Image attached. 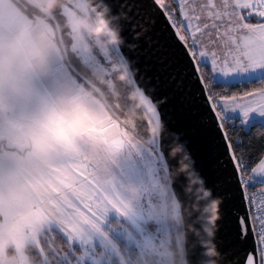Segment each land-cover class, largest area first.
Listing matches in <instances>:
<instances>
[{
    "label": "snow or ice",
    "instance_id": "1",
    "mask_svg": "<svg viewBox=\"0 0 264 264\" xmlns=\"http://www.w3.org/2000/svg\"><path fill=\"white\" fill-rule=\"evenodd\" d=\"M77 3L83 9L82 0H74L52 14L48 23L38 21V29L54 37L61 20L75 10ZM106 3L112 9L110 0ZM150 3L181 43L205 102L222 130L233 179L245 200V213L236 218L237 237L241 241L251 238L242 264H264V201L246 194L249 182L264 185V176L253 180L248 175L257 168H250L243 155L237 154L225 115L238 111L244 117L242 123H247L250 116L254 119L252 114L264 117V0H203L177 6L174 0ZM186 7L190 11H185ZM66 36L70 39L63 52L57 48L56 55L44 62L48 78L40 79L33 67L40 50L31 34L0 32V143L6 140L10 149L26 153L22 160L0 162V194L7 195L10 190L14 195L8 206L0 209L4 213L0 215V249H6L21 264H86L89 253L85 248L92 244L94 235L111 243L104 226L115 213L122 219L134 216L133 223L135 219L145 221L136 252L137 264H148L152 259L148 249L156 252L171 246L177 230L164 218L170 211H177L175 207L169 209V201L175 204L184 196L176 183L170 185L163 179L174 166L167 159L164 137L149 140L133 130L153 124L158 129L164 114L157 103L166 97L154 95L150 90L153 86L130 76L146 117L142 125L124 119L128 110L136 107L128 104L126 91L106 103L91 101L85 93L88 81L79 75L81 65L111 77L108 69L113 62L124 67L130 60L119 46L108 49L103 57L99 52L85 54L83 44L75 42L74 31L61 32L60 40L63 42ZM202 47L211 51L210 61ZM63 56L69 60L65 62ZM257 81L260 83L254 89L216 92L222 86L256 85ZM54 82L70 86L71 91L52 88ZM98 91L105 94L103 89ZM29 92L39 99L25 108L20 95ZM57 95L64 97L63 103L56 102ZM64 125L71 129V135L61 139L56 131ZM170 134L191 156L190 141L181 140L182 134ZM191 161L195 165L192 156ZM141 170L138 186L130 187L129 175H139ZM194 170L205 183L195 166ZM258 171L264 174V160L258 162ZM179 183H184L183 177ZM208 189L214 198L221 199ZM133 200L140 205L139 213L133 210ZM220 214L222 218L227 216L224 202ZM201 256L196 248L190 254L191 264H202Z\"/></svg>",
    "mask_w": 264,
    "mask_h": 264
},
{
    "label": "water",
    "instance_id": "2",
    "mask_svg": "<svg viewBox=\"0 0 264 264\" xmlns=\"http://www.w3.org/2000/svg\"><path fill=\"white\" fill-rule=\"evenodd\" d=\"M114 14H123L120 21L123 26V37L126 45L123 51L137 70V75L143 83L153 86L150 90L156 96L166 97L161 105L165 130V152L170 146H182L181 140H188L192 158L189 156L191 179L185 175L179 176L175 182L169 176L170 170L179 167V157L168 159L174 166L168 170V183L174 184L183 191V200H177L172 206L177 209L173 213L179 221L183 236V264H191L190 254L199 248L202 252V264H209V258L204 255L202 243L208 238L202 233L199 236L187 232L188 226L202 229L203 216L201 212H193V207L203 208L205 201L200 200V188H211L225 203L227 216L218 222L215 234V245L219 253V264H242L245 250L251 247V238L241 241L237 237L236 218L245 213V200L241 189L233 179L232 165L228 159V149L222 137V130L217 127V120L201 93L191 71V64L184 49L172 30L167 26L162 16L157 14L150 0H110ZM4 142H7L6 140ZM0 143V150L1 145ZM8 147V143H6ZM198 169L203 179L195 172ZM183 177L184 183H179ZM202 181L194 184L192 181ZM213 241V243H214Z\"/></svg>",
    "mask_w": 264,
    "mask_h": 264
},
{
    "label": "clouds",
    "instance_id": "3",
    "mask_svg": "<svg viewBox=\"0 0 264 264\" xmlns=\"http://www.w3.org/2000/svg\"><path fill=\"white\" fill-rule=\"evenodd\" d=\"M83 9L80 4L77 3L75 10L64 17L63 27L60 32L67 31L68 33H75V42L83 44V51L85 54L93 52H101V55H106L107 50L113 47L119 46L123 48L126 45V41L122 35L123 26L120 23L124 19L123 14H113L111 7L106 3V0H82ZM46 9L43 15L51 16L52 14L62 11L65 6L74 3V0H45ZM87 13V16L85 15ZM71 17V18H70ZM73 19L76 22H73ZM33 40L36 42L39 52L34 56L33 67L35 74L40 79H47L48 73L44 70V62L50 55H56V42L52 41L50 34L45 33H33ZM97 40L101 41V44L95 43ZM57 41H60V33L57 34ZM66 43L60 41L59 49L65 48ZM103 47L104 51H100ZM65 59H69L68 56H63ZM83 69L82 75L89 79L97 86L104 85V80L96 76L95 73L88 70L85 66L81 65ZM110 72L112 73L113 83L127 92L128 101L131 102L136 108L143 112V105L140 101L138 94L132 89L129 82L130 76L134 78L137 75V70L132 67L130 61L126 66L121 67L113 62ZM165 101L160 100L157 103L159 108ZM149 115H151L149 113ZM164 126L161 123L159 128L152 126L147 128V139L164 137ZM56 135L61 139L65 136L71 135V129L64 125L62 129H57ZM179 159V167L175 170L169 171V176L173 182L181 176L185 175L191 179V165L188 163L189 156L184 153L182 146H170L168 151V159ZM194 184H201L202 181L193 180ZM200 200L205 201L203 208L199 206L200 201L197 202V206L193 207V212H201L203 216L202 229H196L195 226H188L186 231L191 232L194 235L199 236L201 231L208 238L207 243H202L201 247L204 248V255L209 258V264H219V253L216 250V245L213 243L215 240V234L217 231L218 222L221 220L220 206L222 199L214 198L210 189L205 190L200 188Z\"/></svg>",
    "mask_w": 264,
    "mask_h": 264
},
{
    "label": "trees",
    "instance_id": "4",
    "mask_svg": "<svg viewBox=\"0 0 264 264\" xmlns=\"http://www.w3.org/2000/svg\"><path fill=\"white\" fill-rule=\"evenodd\" d=\"M14 1L32 19L40 17V18H45L47 20H50L51 18V16L43 15L44 9L34 4V2L31 0H14ZM177 5H178L177 2L174 0V6H177ZM60 23H61L60 28L56 30L57 34L58 32L61 33L60 30L63 27L64 18L61 20ZM63 32H67V31H63ZM68 39L70 38L66 36L63 42L67 44ZM99 54L101 57H103V55H101V52H99ZM65 60L67 62L69 59H65ZM110 68L108 69L109 72H110ZM82 72H83V69L81 68V72L79 73V75L84 77L82 75ZM95 74L97 77L104 80V85L97 86L95 83L87 79L88 84L85 88L89 90L90 93L94 97L98 98L101 102L106 103L109 99H113V98L118 99L120 95L123 94V92L125 91L123 88L113 83L112 73H111V77L107 75L97 74V73ZM259 83L260 82L257 81L256 85L247 84V83L239 84L231 88L222 86V87L217 88L216 92H217V95H219L222 92L223 93H235V92L242 91L245 87L254 89L255 87L259 85ZM98 89H103L105 94L101 95ZM113 92L116 93L115 97L111 96ZM128 104L133 105L129 101H128ZM128 113L129 114L126 117H124V119L126 121H134L137 125H142L146 119L145 114L143 112H140L136 107L134 109H129ZM226 123H227L228 132L230 135H232L231 143L236 147L237 154L243 155L245 161L248 163L250 168L256 167L258 165V162L264 158V125L256 123V124H253L249 129H245L240 124V121L238 119H233V120L227 119ZM133 131L135 135H139L140 137L147 139V127H137ZM163 179L168 183L167 174H165ZM170 203H171L170 205V210H171V208H173L172 201H170ZM124 222H125V219L113 218L109 220L108 226L110 225L113 227L115 226L118 227L120 223H124ZM171 222H173L174 225H176L177 232L180 235V240H181V245H182L180 250L182 253L180 254L178 252V246L176 244L177 254L173 255V258H167V259L164 258V263H162L159 260V258L156 256V254L154 255L152 254L151 255L152 259L148 261V264H183L184 251H183L182 228H181L180 222L175 220L173 213H172ZM108 230H110L109 227H108ZM113 238H116V237L113 236ZM115 241L117 245L120 247L121 251H123L124 255L129 256L131 254L132 256H134V258L130 260H128L129 258H127V261H125V263L115 258L114 260L115 264H137L136 262L133 261V260L137 261V259H135L137 258L135 256L137 255L136 246L132 245L127 248L126 242L120 240L119 238H116ZM79 250H80V246L77 245V251Z\"/></svg>",
    "mask_w": 264,
    "mask_h": 264
},
{
    "label": "crops",
    "instance_id": "5",
    "mask_svg": "<svg viewBox=\"0 0 264 264\" xmlns=\"http://www.w3.org/2000/svg\"><path fill=\"white\" fill-rule=\"evenodd\" d=\"M31 1L34 2V0H31ZM175 1L177 2V4L183 2L186 5H194L196 3H202L203 2V0H175ZM185 11H190V9L186 7ZM252 19L256 20L258 18L253 17ZM38 21H42L44 23L49 22V20H47L45 18H40V17L32 19L28 14H26L16 4V2L14 0H0V32H2L4 34L15 33V32L30 33L31 37L33 39V33H41L42 32L37 27ZM42 33L50 34L52 41L56 42V46H57V48H59L60 43H59V41H57L56 31H55L54 37H53L51 32H42ZM210 47L211 46H209V48ZM209 48H203L202 47L201 50L208 52L206 59H208L210 61L211 51L209 50ZM63 59L66 62L65 58H63ZM60 85L61 84L59 82H54L52 84V88L60 91V89H59ZM13 95H19V94L14 92ZM88 98L93 102H101L98 98L94 97L91 93L88 95ZM38 99H39L38 95L36 93H32V92L24 93V94L20 95V100L22 102V105L25 108L31 107L33 104H35L38 101ZM55 99H56L57 103H63L64 102V97L62 95H57L55 97ZM225 115H226V117H228V120L238 119L240 121V124L245 129H249L253 124H256V123L264 125V117H260L258 114H252L255 116V118L252 119L250 116L247 123H242V121L244 120V117L238 111L235 113L228 112V113H225ZM6 143L7 142H3V144L1 145L0 160H1V158H3V162L6 163L9 160H22L25 158V156H26L25 152H17L14 149H10L9 147H7ZM262 160H264V158ZM255 168H257V171H252V174L256 180H259L262 176H264V174H261L258 171V165ZM4 176H5V181H7L6 169H4ZM142 176H143L142 170H141L139 175H129V179H128L129 186L130 187H137L139 184V180L142 178ZM126 195H130V194H126ZM12 196L14 197L12 191H10V190L7 192V195L0 194V209L6 208L8 206V204L11 202V200H9V199H11ZM133 210H134V212H137V213L140 211V205L136 200H133ZM3 214H4L3 211H0V215H3ZM113 218L122 219V218L118 217L117 214L112 213L108 218V222H109V220H111ZM98 237H99L98 234L94 235L92 238V242L97 241Z\"/></svg>",
    "mask_w": 264,
    "mask_h": 264
},
{
    "label": "rangeland",
    "instance_id": "6",
    "mask_svg": "<svg viewBox=\"0 0 264 264\" xmlns=\"http://www.w3.org/2000/svg\"><path fill=\"white\" fill-rule=\"evenodd\" d=\"M0 162H3V158H1ZM13 199L14 197L12 196V198L9 200L12 201ZM170 205L171 203L169 201V209ZM134 218V216H130L128 219H125L124 223H120L118 227H113L110 225L108 226L107 223L104 226V230L108 233V240L111 241V243L99 236L97 241H93L91 245L87 246L85 250L89 253V257L86 258V264H115V258L125 263L127 258H129L128 260L133 259L134 256L131 254L129 256L124 255L123 251H121L120 247L117 245L115 239L119 238L120 240L126 242L127 248L132 245L137 246V239L144 229L145 221L141 219H135V223H133ZM164 219H166L167 223L173 225L177 230L176 225L171 222V211L170 214ZM108 227L110 230H108ZM113 236L116 238H113ZM176 244L178 246V252L181 254L182 252L180 248L182 245L180 235L177 231L171 237V246L160 247L156 252H152L151 249H148L147 251L150 255L156 254L159 260L164 263V258H173V255L177 254ZM135 256L137 257V255ZM133 261L137 263L136 260ZM0 264H21V262L18 260V258L8 255L6 249H0Z\"/></svg>",
    "mask_w": 264,
    "mask_h": 264
},
{
    "label": "built area",
    "instance_id": "7",
    "mask_svg": "<svg viewBox=\"0 0 264 264\" xmlns=\"http://www.w3.org/2000/svg\"><path fill=\"white\" fill-rule=\"evenodd\" d=\"M34 3L38 6L46 9L45 0H34ZM59 89L61 92H70L71 91L70 86L66 87V86L60 85ZM85 93L87 95H89L90 91L85 88ZM248 175L253 177V180H256L252 174V171H249ZM245 179H247V177H245ZM249 183H250L251 187L246 191V194L248 196L253 197V199L256 201H264V185L257 186L252 181H250Z\"/></svg>",
    "mask_w": 264,
    "mask_h": 264
}]
</instances>
